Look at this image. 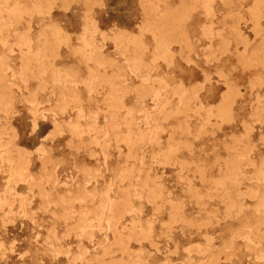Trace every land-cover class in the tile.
<instances>
[{
  "label": "rangeland",
  "instance_id": "374dc122",
  "mask_svg": "<svg viewBox=\"0 0 264 264\" xmlns=\"http://www.w3.org/2000/svg\"><path fill=\"white\" fill-rule=\"evenodd\" d=\"M263 65L264 0H0V264H264Z\"/></svg>",
  "mask_w": 264,
  "mask_h": 264
},
{
  "label": "snow or ice",
  "instance_id": "6c2138e0",
  "mask_svg": "<svg viewBox=\"0 0 264 264\" xmlns=\"http://www.w3.org/2000/svg\"><path fill=\"white\" fill-rule=\"evenodd\" d=\"M206 6L207 5H205V7ZM207 82V77H205L204 84L206 85ZM23 119L27 121V124L23 127V131L26 135L33 136L38 143L40 142V138H43L45 143H42L39 148H36L34 154L37 156V158H45L47 155L48 144L54 139V137L64 135V131H61L59 128H55L52 132H49L47 135H45L46 129L41 130L40 121L41 119H48V116L42 114L39 111L35 102L30 105V112Z\"/></svg>",
  "mask_w": 264,
  "mask_h": 264
},
{
  "label": "bare ground",
  "instance_id": "6f19581e",
  "mask_svg": "<svg viewBox=\"0 0 264 264\" xmlns=\"http://www.w3.org/2000/svg\"><path fill=\"white\" fill-rule=\"evenodd\" d=\"M83 58V57H82ZM141 58V57H140ZM263 62V61H262ZM138 63V62H137ZM264 66V65H263ZM129 93V92H128ZM180 101V100H179ZM155 115V114H154ZM154 118V117H153ZM197 119V118H196ZM149 132V131H148ZM112 133V132H111ZM136 133V132H135ZM177 133V132H176ZM213 146V145H212ZM169 151V150H168ZM219 151V150H218ZM212 157V156H211ZM122 175V174H121ZM59 213V212H58ZM146 255V254H145ZM91 256V255H90ZM153 256V255H152ZM155 256V255H154ZM203 258V257H202Z\"/></svg>",
  "mask_w": 264,
  "mask_h": 264
}]
</instances>
